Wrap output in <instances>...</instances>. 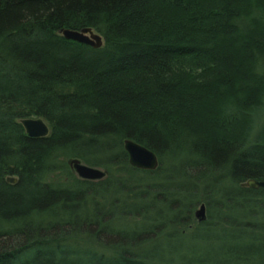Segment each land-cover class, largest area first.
I'll return each instance as SVG.
<instances>
[{
    "label": "trees",
    "instance_id": "16d2710c",
    "mask_svg": "<svg viewBox=\"0 0 264 264\" xmlns=\"http://www.w3.org/2000/svg\"><path fill=\"white\" fill-rule=\"evenodd\" d=\"M261 4L0 0V264H264V188L242 185L264 180V124L249 138L264 105ZM83 26L102 47L58 33ZM30 115L47 136L24 133ZM129 138L159 166H132ZM70 157L106 175L82 179ZM211 228L214 258L141 247Z\"/></svg>",
    "mask_w": 264,
    "mask_h": 264
},
{
    "label": "rangeland",
    "instance_id": "374dc122",
    "mask_svg": "<svg viewBox=\"0 0 264 264\" xmlns=\"http://www.w3.org/2000/svg\"><path fill=\"white\" fill-rule=\"evenodd\" d=\"M261 1V6L263 5V8L261 10H264V3H263V0H260ZM235 2H233L232 4H234ZM246 3V2H245ZM235 4H239L238 2L235 3ZM255 5V4H254ZM246 6H247V11H245V13L247 14V18L246 20L248 19H253L254 16L256 14H253V10L250 9L251 5L249 3H246ZM257 8H259L257 5H256ZM251 10V11H250ZM244 20V19H243ZM243 20H242V23H243ZM246 22V21H245ZM83 28H92V27H88V26H83V27H80V29H72V28H60L58 30V33L63 35L67 40H73L72 38H67L65 34H63V30H75L77 33H83V35L89 37V39H91L90 37V34L89 33H84L82 31ZM93 32L94 33H97L100 37H101V43L102 45L100 47L103 46V35H101L100 32H97L95 31L93 28H92ZM252 37V36H251ZM94 39H92L93 41ZM256 40L258 42H261V41H264V38L263 36H259V35H256ZM77 41V40H76ZM79 42V41H77ZM82 44H85V45H88L90 46L91 48H100V47H94V46H91L90 44H87V43H84V42H80ZM264 44V42H263ZM22 79L24 78L23 75H21ZM22 87V86H21ZM1 89H7V86H5L4 82H0V92H1ZM9 89V88H8ZM23 89H26L25 86L23 85ZM263 106V107H262ZM253 116H252V123L254 125V129L252 131V135H250L249 138H253L255 136V131L258 130L259 126H262L264 124V105H258V107H256L255 109H253ZM30 118H33V119H42L46 125L48 126V129H49V124L47 123V121H45L43 119V117H39L37 115H30V116H27V117H22V118H19L17 120V123H20L23 127V130H24V133H25V125L22 123V120H25V119H30ZM27 135V134H26ZM32 138V137H31ZM36 138H41V137H36ZM123 148H124V151L125 150V147H124V144H123ZM148 149V148H147ZM153 151V150H152ZM154 152V151H153ZM155 153V152H154ZM157 157V155H156ZM74 159H78L80 163L84 164V165H89L87 163H83L79 158L77 157H70L68 158V161L67 163L69 164V161L70 160H74ZM157 160H158V157H157ZM159 163H160V160H158V165L157 167L159 166ZM70 168H72L74 174L76 175V171L75 169L71 166V164H69ZM91 166V165H89ZM91 167H95V166H91ZM156 167V168H157ZM95 168H98V169H101L103 170L101 167L97 166ZM155 169V168H154ZM153 170V169H152ZM150 170V171H152ZM104 171V170H103ZM106 175V174H105ZM104 177V176H103ZM102 177V178H103ZM3 178H5V183L6 184H14V183H17L18 181V177H16L14 174H10V173H6L4 174ZM13 178L11 181L10 179ZM81 178V177H80ZM100 179V178H99ZM251 179V178H250ZM14 180V181H13ZM256 180V179H255ZM259 181V180H258ZM26 182V178L25 180L23 181V184H25ZM247 182V181H246ZM245 183V182H244ZM243 185V183H242ZM253 188V187H252ZM260 188V187H259ZM263 188V187H262ZM258 189V188H257ZM0 191L2 193H5V191H3V189H0ZM203 203V204H202ZM204 206L205 203L204 202H201V203H198L197 206L193 209V217L195 219V215L197 214V211L200 210L201 206ZM204 210V209H203ZM206 211V209L204 210ZM206 216L204 217L205 219L201 220L202 216H198L197 219H195L197 222H200V221H205L207 219V213L205 214ZM36 221V220H35ZM34 223V222H33ZM135 226H138L136 224H130L128 223V226L133 228ZM143 225V224H142ZM141 226H138V227H142ZM172 233V232H171ZM212 233H213V230L212 228L210 229L209 231V235L207 234H204L203 236H200L198 238V236H195L192 235L191 231H187L186 233H180L178 234V232L175 234V233H172V236L171 238L169 239H165L163 237H166V236H163V237H160V236H156L154 239L155 240H151L150 238L149 239H146L144 241V243L141 245V247L143 248L144 251H150L151 253L153 252H157L159 258L161 256H163L164 258L166 259H170V258H174L175 261H178L180 256L181 255H184V259L185 260H192L194 257L195 254H197L199 251L202 252V253H206L208 255H211V258H214L213 255L215 254V252L213 250H211V245L216 246V244L218 242H216V240H214V238H212ZM197 250V251H196ZM153 251V252H152ZM196 252V253H193ZM43 257V256H42ZM42 257H40L39 261L40 260H43ZM39 263V262H38ZM42 264H48V263H45L43 262Z\"/></svg>",
    "mask_w": 264,
    "mask_h": 264
},
{
    "label": "water",
    "instance_id": "95a60500",
    "mask_svg": "<svg viewBox=\"0 0 264 264\" xmlns=\"http://www.w3.org/2000/svg\"><path fill=\"white\" fill-rule=\"evenodd\" d=\"M82 31L84 33H89L91 39L89 37L83 35V33H77L75 30H63V34L66 35L67 38H72L73 40H77L79 42H84L87 44H90L94 47H100L102 45L101 43V37L94 33L92 28H83ZM92 39H94L92 41ZM22 123L25 125V133L29 138H36L45 136L48 134V126L42 119H25L22 120ZM124 147L125 150L129 153V161H131V164L139 169H148L152 170L157 167L158 160L156 157V154L150 150L147 149L142 144L137 143L133 139H125L124 141ZM69 164L75 169L76 174L79 175L82 179H91V180H98L99 178H102L105 176V172L101 169L91 167L89 165H84L79 162L78 159L70 160ZM13 178L10 179V181ZM14 181V180H13ZM244 186L247 187H253V188H264V180L258 181L255 179H250L247 182L243 183ZM203 205L201 206L200 210L197 211L198 216H202L201 220L205 219V213L203 212Z\"/></svg>",
    "mask_w": 264,
    "mask_h": 264
},
{
    "label": "bare ground",
    "instance_id": "6f19581e",
    "mask_svg": "<svg viewBox=\"0 0 264 264\" xmlns=\"http://www.w3.org/2000/svg\"><path fill=\"white\" fill-rule=\"evenodd\" d=\"M73 41L77 42L76 40H73ZM77 43L81 44L80 42H77ZM47 132H48V134H49V129H48ZM48 134H47V135H48ZM47 135H45V136H47ZM124 141H125V139H124ZM126 153H127V157H128L127 159H128V161H129V153H128L127 150H126ZM129 163L131 164V161H129ZM131 165H132V164H131ZM132 166H133V165H132ZM138 169H139V168H138ZM141 169H142V168H141ZM141 169H140V170H141ZM144 170H148V169H144ZM76 175H78V174H76ZM78 176H79V175H78ZM202 204H203V203H202ZM203 207H204L203 209L205 210V209H206V204H205ZM204 210H203V212L206 214L207 212L204 211ZM205 216H206V215H205ZM197 218H198V213L195 215V219H197Z\"/></svg>",
    "mask_w": 264,
    "mask_h": 264
}]
</instances>
